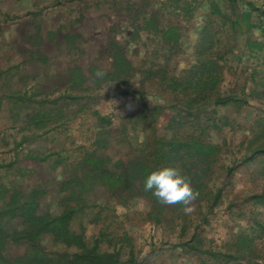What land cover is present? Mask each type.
<instances>
[{
	"label": "rangeland",
	"instance_id": "374dc122",
	"mask_svg": "<svg viewBox=\"0 0 264 264\" xmlns=\"http://www.w3.org/2000/svg\"><path fill=\"white\" fill-rule=\"evenodd\" d=\"M171 27L177 43L163 39ZM118 58L128 66H114ZM210 61L216 99L233 101L200 117L206 141L221 145L211 195L188 213L162 207L157 222L145 197L97 186L83 193L89 203L71 227L89 241L104 227L100 250H119L133 264H264V0H0V210L14 190L37 192L40 211L53 216L62 199L76 207L65 186L82 181L84 159L95 154L117 167L151 133L169 137L184 98L169 85L206 78ZM79 70L86 80L77 85ZM155 106L161 116L146 122L142 109ZM41 113L52 120L30 125ZM193 127L185 121L179 131ZM250 143L261 149L251 154ZM10 226L22 228L19 220ZM33 250L75 254L44 236L35 248L10 244L8 255Z\"/></svg>",
	"mask_w": 264,
	"mask_h": 264
},
{
	"label": "trees",
	"instance_id": "16d2710c",
	"mask_svg": "<svg viewBox=\"0 0 264 264\" xmlns=\"http://www.w3.org/2000/svg\"><path fill=\"white\" fill-rule=\"evenodd\" d=\"M177 30V27L169 28L163 36L164 41L177 43ZM121 62L128 66L126 61L122 59L119 61V58L114 62V66H118ZM213 64L211 61L207 64L210 68L204 65V72L206 71L208 74L206 78L201 74L199 80H195L196 75L194 73V75H190L181 81L175 79L169 85L173 91L177 90L184 97L181 101H176L174 105L177 113L172 116L169 125L175 130L171 132L169 137L157 140L154 133H151L149 140L139 144V147L137 146L139 152L134 159L128 163L123 162L117 167L106 165L105 160L95 154L84 159L81 165L82 181L73 178L65 186V189L70 192V199L74 201L77 198L76 207L70 206L68 201L62 199L63 211L60 215L53 216L50 212L40 211L37 192L28 197H23L21 193L14 190V193L7 196L3 208L0 210V264H133L131 261H123L119 250L114 251V253L100 250L103 239L108 237L105 235L104 227L100 229L99 235L91 241L87 240L84 228L80 232H75L71 227L74 217L80 210V204L83 202L87 206L89 203L87 200H82L83 193L97 186L103 187L110 194L113 193L111 194L113 197H115V193L123 195L127 194L126 192L145 197L152 203L153 211L157 212L155 217L157 222L160 220V208H165L167 205L159 202L152 192L144 190L146 177L154 170L168 166L177 167L183 175L191 180L192 188L199 194L198 198L210 196L211 194L207 193V183L210 176L214 174L221 145L206 141L203 136V127L206 121L204 123L200 117L209 113L210 110H215L218 105L227 106L233 102L231 99H216L218 97L216 89L219 77H217L218 79L214 77ZM78 73L79 75L73 79L74 84L77 85L86 80L84 76L82 77L81 70ZM115 73L116 67L114 71L108 74L110 76L108 78L113 79ZM156 75L160 76V74ZM76 98L74 97V99ZM72 102H77V100ZM161 112L162 109L155 106L148 114V108L144 107L140 116L147 122L146 117L156 120L161 116ZM49 119L52 120L45 113H41L30 122V125L36 122L35 126H43V122ZM187 119L199 121L197 124ZM185 121L194 127L188 129L186 133H181L179 127ZM124 132L127 133V130ZM261 135L259 133V136ZM133 146L131 142V147ZM250 148H254V143H250ZM260 149H251V154ZM251 156H247V159ZM78 188H80L79 193ZM218 193L220 194L221 191L218 190ZM218 193L212 196L215 198L211 204L212 207L218 204L220 198ZM173 206H176V210L183 207L180 204ZM97 214L95 221L101 218ZM13 220L21 221L22 228L19 230L12 228L10 224ZM185 228L186 226L182 230L184 233L186 232ZM44 236H51L58 244L74 249L73 258H49L40 250H33L24 256L10 257L8 255L10 244L27 243L35 248L39 247L41 238ZM188 247L190 248L189 245ZM191 248L197 249L198 247Z\"/></svg>",
	"mask_w": 264,
	"mask_h": 264
},
{
	"label": "clouds",
	"instance_id": "9594fccd",
	"mask_svg": "<svg viewBox=\"0 0 264 264\" xmlns=\"http://www.w3.org/2000/svg\"><path fill=\"white\" fill-rule=\"evenodd\" d=\"M144 190L152 192L159 202L166 205L180 204L186 213L193 210V202L198 198L191 180L177 167H162L152 171L144 182Z\"/></svg>",
	"mask_w": 264,
	"mask_h": 264
}]
</instances>
